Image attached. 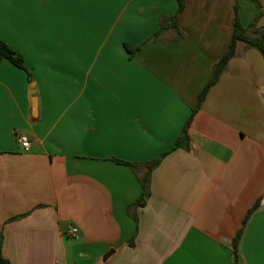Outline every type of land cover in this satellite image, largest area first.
Returning <instances> with one entry per match:
<instances>
[{"label": "crops", "instance_id": "obj_1", "mask_svg": "<svg viewBox=\"0 0 264 264\" xmlns=\"http://www.w3.org/2000/svg\"><path fill=\"white\" fill-rule=\"evenodd\" d=\"M0 0V235L10 264H264V0ZM237 7V11H236ZM176 17L175 26L170 19ZM16 135L30 141L22 153ZM143 193L145 164L161 158ZM114 160L135 165L129 166ZM68 226L77 229L75 237Z\"/></svg>", "mask_w": 264, "mask_h": 264}, {"label": "trees", "instance_id": "obj_2", "mask_svg": "<svg viewBox=\"0 0 264 264\" xmlns=\"http://www.w3.org/2000/svg\"><path fill=\"white\" fill-rule=\"evenodd\" d=\"M251 1L258 8L260 7V3L258 2V0H251ZM177 4H178L177 13H180L184 8V0H177ZM236 11H237V7H236ZM175 21H176V17H173L170 19V24L173 27L175 26ZM237 42H243V43H246V44L250 45L251 47L255 48L261 54L263 61H264V30H262V31L256 30V31H254V33L252 35H250L248 33V31L240 25L238 18H237V15H236L232 41H231V44L228 48V51L222 57V59L213 67L211 78H210L208 84L206 85V87L200 93L199 98H198V104H197L196 108L193 110L192 115H191L190 119L188 120V122L186 123V125L184 126L180 136L177 138V140L175 142L174 149H178V148H183L185 150L189 149L190 138L188 135V127H189V124L191 122V119H192L193 115L197 112V110L199 109V107H200L201 103L203 102V100H204L208 90L210 89V87H212L218 81V79L221 77V75L224 73L228 61L235 54V48H236ZM4 60L10 62L12 65H14L15 67H17L19 69L25 70V68L23 66L22 57L19 54H17L9 45L0 41V63ZM165 155L166 154H164L161 158H159L157 160H154L150 163L145 164L146 171L140 180L141 186L143 189V193H142L141 199L138 202H136V204H135L136 206H144L145 199H147L149 197L150 173L153 171V169H155L159 165L161 159ZM114 162L129 166L132 169L135 168V165H133V164H129V163L118 161V160H114ZM262 200H263V197L259 198L253 204V206L248 210V212H247V214L243 220V223H242L240 230L237 232L235 238L233 239L232 246H231V254H232L233 264H237L239 261L238 247H239V243H240L243 231L245 229V226H246L248 220L251 218V216L261 207ZM2 246H3V239H2V236L0 235V264H10V262L7 261L2 255Z\"/></svg>", "mask_w": 264, "mask_h": 264}, {"label": "built area", "instance_id": "obj_3", "mask_svg": "<svg viewBox=\"0 0 264 264\" xmlns=\"http://www.w3.org/2000/svg\"><path fill=\"white\" fill-rule=\"evenodd\" d=\"M17 143L19 145V149L22 153H28L30 152V141L27 137L22 135H16ZM78 231L76 228L72 226H68L67 234L71 237H75L77 235Z\"/></svg>", "mask_w": 264, "mask_h": 264}]
</instances>
